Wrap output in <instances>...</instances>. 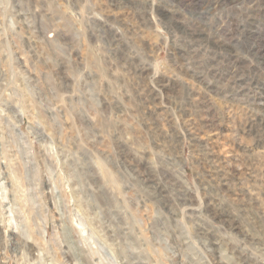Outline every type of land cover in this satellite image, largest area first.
I'll return each mask as SVG.
<instances>
[{
	"label": "rangeland",
	"instance_id": "rangeland-1",
	"mask_svg": "<svg viewBox=\"0 0 264 264\" xmlns=\"http://www.w3.org/2000/svg\"><path fill=\"white\" fill-rule=\"evenodd\" d=\"M0 264H264V0H0Z\"/></svg>",
	"mask_w": 264,
	"mask_h": 264
},
{
	"label": "bare ground",
	"instance_id": "bare-ground-1",
	"mask_svg": "<svg viewBox=\"0 0 264 264\" xmlns=\"http://www.w3.org/2000/svg\"><path fill=\"white\" fill-rule=\"evenodd\" d=\"M196 33H198L197 30H192L191 33H190V37L193 38V39H198L197 37H193V35L194 34L196 35Z\"/></svg>",
	"mask_w": 264,
	"mask_h": 264
}]
</instances>
